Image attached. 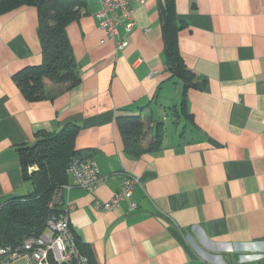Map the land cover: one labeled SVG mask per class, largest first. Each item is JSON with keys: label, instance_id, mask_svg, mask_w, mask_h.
<instances>
[{"label": "crops", "instance_id": "crops-1", "mask_svg": "<svg viewBox=\"0 0 264 264\" xmlns=\"http://www.w3.org/2000/svg\"><path fill=\"white\" fill-rule=\"evenodd\" d=\"M85 1L66 26L80 81L44 79L47 95L33 102L13 75L41 62L37 10L0 15V206L32 190L18 149L74 123L75 149L101 181L63 200L95 264H264V0H174L178 49L198 76L185 93L165 67L158 0L132 2L122 50L98 26L96 0ZM138 113L165 133L159 151L132 157L117 117ZM125 172L140 177L137 209H104Z\"/></svg>", "mask_w": 264, "mask_h": 264}, {"label": "trees", "instance_id": "trees-1", "mask_svg": "<svg viewBox=\"0 0 264 264\" xmlns=\"http://www.w3.org/2000/svg\"><path fill=\"white\" fill-rule=\"evenodd\" d=\"M25 5L34 6L37 10V34L42 58L39 64L16 72L13 79L26 100L33 102L47 95L44 79L65 88L80 81L66 26L82 15L86 1L0 0V15ZM158 8L165 67L171 76L182 82L185 93L196 86L198 76L184 63L178 49L177 33L182 22L176 18L174 0H158ZM184 102L185 99L182 106ZM183 111L185 113V109ZM151 123L150 117L144 113L117 117L124 150L128 155L139 157L161 149L164 127L157 122L154 129ZM77 133L78 125L68 123L56 132H37L33 145L18 149L22 178L30 182L32 190L25 195L11 197L0 206V245L17 247L23 239L45 231L50 214L63 212L62 200L49 207L54 191L69 182L67 167L70 159L75 155L89 156L87 150L75 149ZM72 232L79 252L88 258V264H95L89 245ZM50 264L58 263L51 260Z\"/></svg>", "mask_w": 264, "mask_h": 264}, {"label": "built area", "instance_id": "built-area-1", "mask_svg": "<svg viewBox=\"0 0 264 264\" xmlns=\"http://www.w3.org/2000/svg\"><path fill=\"white\" fill-rule=\"evenodd\" d=\"M96 2L98 9L94 16L98 26L110 40L114 41L116 49L122 50L127 41L120 38L119 29L122 28L127 34L133 30L135 22L132 2L142 3L143 0H96ZM67 173L72 183L56 189L49 203V207H52L55 202L62 200L63 212L50 214L46 219L45 231L38 236L23 239L15 248L0 245V264H13L18 260H23L24 264H50L51 260L58 264H88V258L79 252L74 241L69 221L72 206L63 200V191L77 186L93 192L101 181V175L96 162L88 155L73 156L69 161ZM139 183L138 175L125 172L118 191L101 206L111 210L126 201L129 211H135L137 203L132 196L135 186Z\"/></svg>", "mask_w": 264, "mask_h": 264}, {"label": "rangeland", "instance_id": "rangeland-1", "mask_svg": "<svg viewBox=\"0 0 264 264\" xmlns=\"http://www.w3.org/2000/svg\"><path fill=\"white\" fill-rule=\"evenodd\" d=\"M13 264H24V261L23 260H18V261L13 262Z\"/></svg>", "mask_w": 264, "mask_h": 264}]
</instances>
